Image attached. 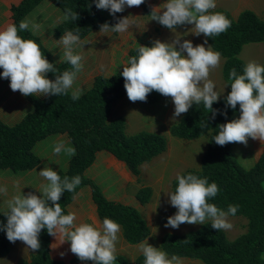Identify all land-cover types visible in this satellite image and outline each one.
<instances>
[{"label":"trees","instance_id":"1","mask_svg":"<svg viewBox=\"0 0 264 264\" xmlns=\"http://www.w3.org/2000/svg\"><path fill=\"white\" fill-rule=\"evenodd\" d=\"M8 11L7 21L0 27L8 24L19 27L24 16L42 0H3ZM64 13L72 9L79 14V19H63L53 28V36L61 37L66 31L77 32L80 38L87 36L91 31L99 29L104 23L114 25L120 17H107L101 9L96 7V0H51ZM142 14L151 17V8L141 5ZM212 12L223 13L230 21L231 27L218 36L208 37V45L214 51L221 53L224 59L222 77L228 85V91L212 108L218 110L213 118L210 109H206L203 102L193 104L187 113L182 114L179 120L170 127L171 135L179 138L192 139L208 135V144L202 158L201 168L189 169L180 175L194 174L207 178L209 183L215 182L219 192L209 199L222 210L229 205H238L235 215L247 219L246 230L234 239H229L223 229L211 227V220L206 219L194 230L184 233H164L160 247L169 256L177 255L181 258L199 259L204 264H264V149L257 156L254 165L243 168L234 157L231 147L233 143L224 146L217 145L214 137L218 134V125L238 119L240 107L236 109L226 106V96L231 91L232 82L229 74L235 69L237 74H243L244 61L239 57L244 45L252 42L264 43V16L259 17L251 10H243L234 18L225 9H212ZM155 31L161 27L167 28L156 21ZM23 39L36 41L44 53L45 58L54 64L56 73H47V78L55 80L56 75L65 70H72L70 62L56 63L50 50L29 29L18 33ZM141 43L151 47L150 41L138 38V44L128 53V60L138 55ZM178 49V48H177ZM179 50V49H178ZM264 65V64H263ZM123 68L105 76L97 74L92 85L84 90L78 100L71 98L72 92L58 96H25L31 103V109L14 124H6L0 120V169L8 168L14 172L25 171L36 167L39 156L34 152L35 143L45 137L67 133L73 149L66 169L56 170L63 179L79 175L80 185L73 192L65 191L59 203L68 214V205L77 192L84 185L91 187L92 199L97 206V213L101 221L104 218L117 222L127 242L138 243L150 234L149 226L135 207L121 202L109 200L101 188L93 180L87 178L85 170L93 163L98 150H107L117 159L124 161L129 170L140 181V166L163 152L167 147V140L163 134L152 131H140L128 135L125 131L126 121L122 116L109 120V113L115 101L126 95L124 78L121 75ZM3 69L0 68V73ZM2 76V75H0ZM9 82L10 80L7 79ZM163 95L153 91L145 103H156ZM226 112V116L223 114ZM179 175V176H180ZM178 177V176H177ZM177 177L172 181V192L178 186ZM152 195V188L143 183L136 192L141 204L147 203ZM51 205V202H49ZM0 211V225L7 224L8 212ZM41 247L34 251L29 259H20L16 264H78L81 260L70 251V242L61 244L59 236L54 237L46 229L39 236ZM11 251V242L7 239L6 231L0 227V257L7 256ZM61 253H64L61 256ZM143 254L137 256L135 264H144ZM92 262V261H84ZM113 264H129L125 255L116 253Z\"/></svg>","mask_w":264,"mask_h":264},{"label":"clouds","instance_id":"2","mask_svg":"<svg viewBox=\"0 0 264 264\" xmlns=\"http://www.w3.org/2000/svg\"><path fill=\"white\" fill-rule=\"evenodd\" d=\"M145 0H96L98 9H108L115 16L128 8L139 7ZM216 8L215 0H166L151 9V20L158 21L168 29H176L181 25H194L196 36L206 38L202 44L193 46L190 40L180 43L155 40L151 47L140 46L138 55L131 57L121 75L128 99L135 103L146 102L148 95L156 91L165 97H171L174 103L173 118L187 113L193 104L203 102L210 109L213 118L218 110L212 108L220 95L215 84L209 79L210 72L220 66L221 53L214 51L208 44V37L218 36L231 27V21L220 12L210 10ZM63 19L76 21L79 14L66 9ZM135 23V17L129 15L119 18L110 26L107 22L100 26V32L124 33ZM28 23L21 21L19 27L8 24L0 29V73L10 80L13 92L19 91L24 96H50L67 94L72 88L78 73L82 70L84 57L74 54L73 45L80 43V35L66 31L58 41L64 46V59L70 62L72 70H65L56 75L55 80L47 78V73H56L53 63L44 56L40 45L32 39H23L18 33L28 29ZM38 28V25H33ZM179 45V50L177 49ZM186 53V55H185ZM232 82L231 91L226 96V106L236 109L240 107L238 119L218 125L219 132L214 137L217 145L240 143L245 146L248 138L264 142V65L256 61L246 64L243 74L232 69L229 74ZM81 89L72 92L75 101L80 98ZM226 116V112L223 113ZM63 144L54 147L60 153ZM75 154L74 149H67ZM39 175L48 183L41 185L38 196L29 192L27 195L13 196L8 202L9 211L4 215L7 224L0 225L6 231L7 239L15 243L22 241L28 248L38 251L41 247L39 236L43 229L51 236L61 238V244L70 242V251L81 261H92L93 264H113L116 260V243L119 239L120 225L109 218L102 224L76 223L75 212L64 211L59 203L65 191L73 192L82 179L79 175L69 178L61 176L51 167H44ZM178 186L174 192L168 193L170 205L177 209L167 218L164 227L179 228L181 224H204L211 220V227L216 230H230L233 225L228 217L234 216L238 205H229L227 210L209 203V199L219 192L215 182L209 183L207 178L194 174L177 177ZM6 193V188H0ZM51 202V205L49 204ZM144 264H183L177 255L171 257L165 251L148 243V238L139 244ZM64 253H61L63 256Z\"/></svg>","mask_w":264,"mask_h":264},{"label":"crops","instance_id":"3","mask_svg":"<svg viewBox=\"0 0 264 264\" xmlns=\"http://www.w3.org/2000/svg\"><path fill=\"white\" fill-rule=\"evenodd\" d=\"M165 2L166 0H145V3L151 9ZM215 2L216 8L214 9H225L234 18L246 9L253 11L259 17L264 16V0H215ZM101 12L107 17L112 16L108 9L106 11L101 9ZM64 15L65 13L51 0H42L22 20L28 23V29L39 37L42 43L50 50L56 63L66 62L64 59V46L58 42L64 34L59 38L53 36L54 26L62 22ZM121 15L122 17L129 15L135 17V23L127 32L115 33L110 31L102 33L99 28L80 38L79 44L73 45L74 54H80L84 59L82 61L83 68L78 73L77 79L69 91L73 92L81 89L83 92L92 85L96 74L103 72L105 76H110L126 65L129 50L138 44V38L143 39L145 35L139 29L140 22L144 20L141 18L143 16L141 6L131 8L125 6V10L121 12ZM41 16L45 19L44 23L41 21ZM7 19V7L4 1L0 0V27ZM33 25H38V28H34ZM150 25L155 31L157 23H151ZM193 26L185 24L172 30L161 27L158 32H167L168 37L172 38L171 42L173 39H179L180 43H183L184 40H190L193 46L202 44L204 39L200 43L194 40L191 32ZM150 42L153 44L152 41ZM252 43L258 44L261 42ZM253 44H246L245 46H250L251 48L246 51H242V48L239 53V57L244 61L245 66L250 61H256L261 65L264 64V51H262L264 45L254 47ZM140 45L146 46L145 43ZM177 48L179 49V45H177ZM223 62L224 59L221 56L220 66L213 69L209 76V79L216 86L215 90L221 94L219 99L228 91V85L222 77ZM23 96L19 91L13 92L10 88V82L0 76L1 121L6 124H14L30 109L29 100ZM42 96L44 95L39 97ZM174 108L171 97L163 96L159 103L141 101L133 103L128 99L127 94L118 98L112 106L108 119L112 120L118 116L124 117L126 121L125 131L128 134L140 131H156L163 134L167 140V147L163 152L140 166V181L137 180V177L129 170L124 161L117 159L107 150H98L95 153L93 163L84 172L87 178L99 185L107 199L131 205L141 212L150 229V234L147 236L148 243L160 249V241L164 233H184L201 225L184 223L176 229L164 227L167 223V218L174 215L177 211L168 202L169 197L167 194L172 192V181L186 170H198L201 168L202 158L208 144L207 134L192 139L171 135V125L182 116L181 114V116L173 118ZM61 143L64 150L57 154L54 152V147ZM69 148L73 149V146L67 133L52 134L37 141L33 147L34 152L40 158V162L36 167L17 172L8 168L1 169L0 188H6L7 192H0V211L8 209L7 202L15 195H27L31 192L41 196L42 194L39 192L41 185L47 184L48 181L41 177L39 172L44 167H51L54 171L66 169L69 158L72 155L67 151ZM263 149L264 142L259 139L253 140L252 138H248L246 146L240 143H233L231 147L237 162L245 169H249L254 165L257 156ZM142 183L152 188L151 198L145 204H141L136 197V192ZM70 211L76 213L77 224L93 222L102 224L97 213V206L92 199L89 185H84L77 192L68 205V212ZM228 220L233 225L230 230H224L229 239H234L245 232L247 219L244 216L230 215ZM118 237L116 253L125 255L129 264H135L137 256L142 254L139 250V244L142 241L138 243L127 242L121 226ZM12 249L17 251V258L12 264H16L20 259H29L34 252L19 240L11 243V251ZM262 257L264 259V251ZM182 261L183 264H204L201 260L192 258L183 257ZM78 264H93V262L80 261Z\"/></svg>","mask_w":264,"mask_h":264},{"label":"rangeland","instance_id":"4","mask_svg":"<svg viewBox=\"0 0 264 264\" xmlns=\"http://www.w3.org/2000/svg\"><path fill=\"white\" fill-rule=\"evenodd\" d=\"M105 11H106V9H105ZM108 11H110V10H108ZM119 15H120V17L122 18V15H121V13H119ZM113 16V15H112ZM141 18L144 20V21H141L140 22V24H139V29H140V31H141V33L143 32V33H145V35H144V37H143V40H145V41H152V42H154L155 40H160L161 42H171V37H168V34H167V32H165V31H163L162 33L161 32H155V31H153V29H152V27H151V23H155L156 21L155 20H151L152 18L151 17H146V16H141ZM41 21H42V23H44L45 22V19H44V17L43 16H41ZM146 23H150V24H146ZM194 27V26H193ZM195 30H194V28H193V30H191V32L193 33ZM193 36H194V40L197 42V43H200V41H202L203 39L205 40L206 38L204 37V35L203 34H201V35H199V36H196L195 34H193ZM176 37V36H175ZM174 38V37H173ZM174 40V39H173ZM172 40V41H173ZM141 44H144V43H141ZM250 44H253V43H250ZM254 45V47H256L257 45H264L262 42L261 43H256V44H253ZM207 46H209L208 44H207ZM263 47V46H262ZM249 48H251L250 46H243V50L242 51H246V50H248ZM258 48H259V46H258ZM259 51V50H258ZM262 51H264V49L262 50ZM262 53V52H261ZM100 66H103V65H100ZM104 67V66H103ZM103 67H101V68H103ZM98 74H104L103 72H101V73H98ZM97 75V74H96ZM95 75V76H96ZM22 95V94H21ZM23 96V95H22ZM24 97V96H23ZM161 101V100H160ZM160 101H158V103L160 102ZM31 104V103H30ZM30 109H31V106H30ZM29 109V110H30ZM177 122V121H176ZM126 129V128H125ZM152 132H154V131H152ZM156 132V131H155ZM127 133V132H126ZM156 133H158V132H156ZM128 134V133H127ZM135 134V133H134ZM128 135H132V134H128ZM1 170V169H0ZM144 185H147V184H145V183H143ZM1 210V209H0ZM12 243V242H11ZM33 252V251H32ZM16 253H17V251L15 250V249H12V251L7 255V256H5V257H0V264H12L15 260H16V258H17V256H16Z\"/></svg>","mask_w":264,"mask_h":264}]
</instances>
